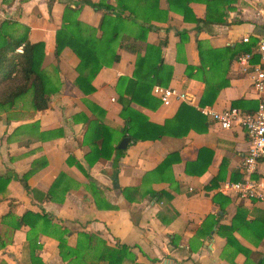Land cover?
Masks as SVG:
<instances>
[{
	"label": "crops",
	"instance_id": "0c3cea01",
	"mask_svg": "<svg viewBox=\"0 0 264 264\" xmlns=\"http://www.w3.org/2000/svg\"><path fill=\"white\" fill-rule=\"evenodd\" d=\"M78 1L52 0L49 9L46 0H0V20L25 25L28 40L45 44L42 66L58 71V87L49 94L46 109L34 110L28 97L0 107V176L7 177L0 191V264H67L54 230L47 229L52 232L47 234L39 225L35 232L24 223L15 226L25 211L46 214L51 225L64 228L67 246L74 247L81 231L96 234L109 247L127 246L134 259L121 264H257L264 257V200L239 199L218 190L223 182L243 176L246 132L241 126L220 128L199 108L256 109L251 76L230 54L243 36L264 37V0H227L224 23L184 21L175 10H168L164 20L151 21L155 27L146 31L145 43L167 39L160 55L172 73L149 94L159 100L153 87H170L186 100L172 97L168 105L159 100L155 106H130L159 125L182 103L204 120H191L183 136L130 139L124 148L117 146L129 136L122 132L118 98H129L130 85L116 81L132 78L136 54H143L145 44L139 48L130 37L122 41L116 48L118 60L101 66L91 80L93 90H79L74 84L78 58L68 47L57 57L53 52L64 5L75 8ZM157 6L168 7L165 0ZM188 6L196 18L206 16L203 3ZM100 17L101 11L82 4L77 19L96 28ZM20 28L14 26L15 31ZM185 65L200 69L189 77ZM22 174H27V192ZM255 176H264V153ZM84 259L83 264L104 263Z\"/></svg>",
	"mask_w": 264,
	"mask_h": 264
},
{
	"label": "trees",
	"instance_id": "16d2710c",
	"mask_svg": "<svg viewBox=\"0 0 264 264\" xmlns=\"http://www.w3.org/2000/svg\"><path fill=\"white\" fill-rule=\"evenodd\" d=\"M51 1L46 0L47 8L50 7ZM157 1L115 0L114 4H109L105 0L97 2L79 0L75 8L65 4L60 26L54 34V56L57 57L65 47L70 48L78 58L75 66L78 75L74 84L86 94L93 90L90 82L99 71L98 69L101 66H110L118 60L116 48L121 45L122 41L131 38L137 42L139 48L145 44L143 54H136L132 78L121 76L116 81L118 85L124 83L130 85L129 98L124 99L120 96L118 99L122 104V110L119 113L124 124L122 132L128 133L133 142L146 139L155 140L164 135L183 136L190 128L191 120L204 117L191 106L182 103L173 117L159 125L149 122L146 117L130 106L131 102L149 107L158 104L159 100L151 96L149 90L154 84L165 85L172 73V68L162 62L160 55V49L166 45L167 39L160 40L156 45L145 43L146 31L155 27L151 21L164 20L168 10H175L183 15L184 21L201 22L202 24L224 23L221 18L222 8L227 0H165L168 6L166 10L159 8ZM191 1L206 5V16L203 19L194 16L188 6ZM82 4L102 12L96 28L77 19ZM124 13H126L125 16H123ZM15 25H19L20 30L15 31ZM97 30L100 31L98 36H96ZM27 31L28 28L23 24H16L7 18L0 20V107L13 104L19 97H28L34 110H43L48 107L49 94L57 90L58 71L56 67L52 66L51 71L48 72L42 66L44 42H31L27 39ZM178 34L181 41H184L185 37L182 36V32L178 31ZM258 41L259 39L250 37L248 42L241 40V43L230 54L231 59H235L241 52L251 51ZM199 48H201L200 43H198V50ZM201 65L200 60L199 66ZM199 66L185 65L186 75L191 77L195 68L200 69ZM203 98L202 95L200 105L206 102ZM116 151L118 155L123 153L122 149H116ZM166 160L162 163L165 164ZM26 177L27 174H22L20 182L27 192ZM214 181L215 179L211 182ZM6 183L7 177L0 176V191L4 189ZM49 220L46 214L25 211L15 226L24 223L31 229V232H35V226L39 225V229L47 234H52L47 229L54 230L59 255L61 259L67 260V264H83L84 258L91 261H102L105 264H121L125 258L134 259L127 246L117 243L109 247L99 236L89 234L87 231L78 232L74 247L67 246L64 239L66 230L54 224L51 225ZM257 264H264V257Z\"/></svg>",
	"mask_w": 264,
	"mask_h": 264
},
{
	"label": "built area",
	"instance_id": "2783aa9c",
	"mask_svg": "<svg viewBox=\"0 0 264 264\" xmlns=\"http://www.w3.org/2000/svg\"><path fill=\"white\" fill-rule=\"evenodd\" d=\"M248 39L247 36L242 37L243 42H248ZM235 61L251 76L250 86L255 92L256 109L245 112L241 108L228 107L214 111L210 107H202L199 112L209 116L220 128L241 126L248 139L241 157L243 176L237 181L223 182L218 190L239 199L264 200V176L252 177L257 171L258 159L264 153V37L251 51L239 53ZM152 90L164 105H168L172 97L186 100L185 94L178 89L154 86Z\"/></svg>",
	"mask_w": 264,
	"mask_h": 264
},
{
	"label": "water",
	"instance_id": "95a60500",
	"mask_svg": "<svg viewBox=\"0 0 264 264\" xmlns=\"http://www.w3.org/2000/svg\"><path fill=\"white\" fill-rule=\"evenodd\" d=\"M130 138L129 136H124L121 141L117 144L118 148H124L127 143H129Z\"/></svg>",
	"mask_w": 264,
	"mask_h": 264
}]
</instances>
